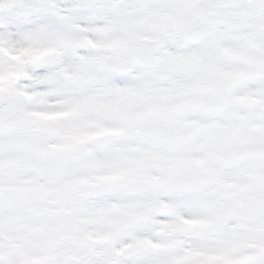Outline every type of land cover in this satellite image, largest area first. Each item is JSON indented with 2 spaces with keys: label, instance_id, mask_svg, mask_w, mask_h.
I'll use <instances>...</instances> for the list:
<instances>
[{
  "label": "snow or ice",
  "instance_id": "1",
  "mask_svg": "<svg viewBox=\"0 0 264 264\" xmlns=\"http://www.w3.org/2000/svg\"><path fill=\"white\" fill-rule=\"evenodd\" d=\"M0 264H264V0H0Z\"/></svg>",
  "mask_w": 264,
  "mask_h": 264
}]
</instances>
